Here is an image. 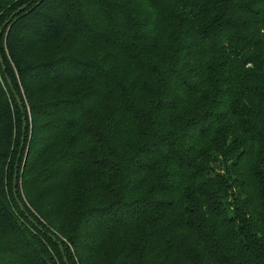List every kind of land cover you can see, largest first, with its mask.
Segmentation results:
<instances>
[{
	"label": "trees",
	"instance_id": "trees-1",
	"mask_svg": "<svg viewBox=\"0 0 264 264\" xmlns=\"http://www.w3.org/2000/svg\"><path fill=\"white\" fill-rule=\"evenodd\" d=\"M0 28V264H264V0H0Z\"/></svg>",
	"mask_w": 264,
	"mask_h": 264
},
{
	"label": "water",
	"instance_id": "water-1",
	"mask_svg": "<svg viewBox=\"0 0 264 264\" xmlns=\"http://www.w3.org/2000/svg\"><path fill=\"white\" fill-rule=\"evenodd\" d=\"M26 7H27L26 4L23 5V6H21V7L18 8L15 12L12 13L11 17H14L15 15L19 14V13L22 12ZM7 22H8V21H5V22L3 23V26H5ZM0 32H1V28H0ZM17 101L19 102V98H18V97H17ZM22 120H23L22 130H23V132H24V127H25L24 118H22ZM23 143H24V141H23V135H22V137H21V143H20V147H19V151H18L17 158H16V162H15V165H14V173H13V194H14V196H15V198H16L17 201H18V199H17V197H16V196H17V195H16V174H17L18 160H19V157H20V153H21V150H22ZM18 204H19L20 208L23 209V206H22V204H21L20 201H18Z\"/></svg>",
	"mask_w": 264,
	"mask_h": 264
}]
</instances>
